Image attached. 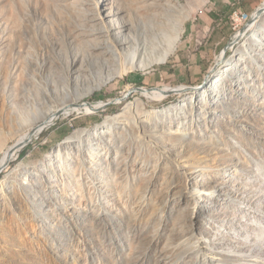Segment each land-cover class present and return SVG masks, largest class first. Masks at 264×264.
Listing matches in <instances>:
<instances>
[{"label":"rangeland","instance_id":"374dc122","mask_svg":"<svg viewBox=\"0 0 264 264\" xmlns=\"http://www.w3.org/2000/svg\"><path fill=\"white\" fill-rule=\"evenodd\" d=\"M263 1L0 0V264H264Z\"/></svg>","mask_w":264,"mask_h":264},{"label":"bare ground","instance_id":"6f19581e","mask_svg":"<svg viewBox=\"0 0 264 264\" xmlns=\"http://www.w3.org/2000/svg\"><path fill=\"white\" fill-rule=\"evenodd\" d=\"M174 1V8H181L183 6V2L182 0H173ZM262 6L264 7V3L262 4ZM166 11V10H165ZM264 15V12L261 15H257L254 14L253 16V20L251 21V23H249L247 25V27L245 28V30L243 31V36L246 38L247 37V33L251 30V28L254 27V25L257 24V22H259V19H262ZM239 14L236 12L235 13V17L239 18ZM238 18H234V20H236ZM240 19V18H239ZM154 31L155 30H160L161 28H163L161 31L163 33V41L160 43L157 42V39L153 36H150L148 34V38H146L144 41L140 38H136L135 37V41H134V49L130 52L129 50L127 52L129 53V57L131 58V62L130 65L132 67H142V65L144 64V60H140L139 55L141 50L143 51L144 55H147V53H156L157 51L161 50L162 56L156 61V60H151L149 64H154L157 62H165L169 56V54L174 50L176 43L178 42L179 38H180V33H179V28L177 26L176 23H174L171 19H169L167 17V19H165L161 24L159 25L157 23H154ZM165 25V26H164ZM262 30H264V25H262ZM105 34V33H104ZM240 34V32H238L236 35ZM259 36V32L255 29L253 34L250 36L251 39L255 38V40L258 38ZM109 35L107 34L105 37V43H109ZM120 52L118 53V50L116 49L115 51H110V57L112 59V62L114 64H118L121 60L120 58L122 57L121 55H119ZM128 54V53H127ZM219 58V57H218ZM222 59V58H221ZM221 63V60L217 62V64L219 65ZM216 65V64H215ZM219 68V67H218ZM83 69H87V66L85 65L83 67ZM230 69L227 67L225 70V73L220 74L219 70L215 71V80L216 82L218 80H220L224 75H226L227 73H231L229 71ZM89 75H92V72L89 73ZM214 75V74H213ZM212 83V85L208 86V89H212L214 88V84L216 83ZM97 82L92 84V87L96 84ZM207 84V83H206ZM205 84V85H206ZM204 85V86H205ZM98 86V85H97ZM101 86V85H99ZM207 88V87H206ZM205 89V87H201L200 89H198L197 91H199V95L196 94V98H195V104H198L199 106L202 104V100L200 101V92H202ZM176 89H172V88H167V87H162V88H158V89H153V90H141V91H137L140 95H148L149 93H155V94H169L171 92H173ZM181 91V90H180ZM195 95V94H194ZM204 95V94H203ZM193 99V98H192ZM98 106H95V109H93V111H96V109H98ZM61 110H54V112L51 113L52 118L51 119H57L60 115H70L73 112L76 111H83L85 113H89L92 112L91 108L87 105H79V104H69L67 106H64L62 108H60ZM50 118L47 115H44L42 118V123H46L47 121H49ZM23 141L18 142L17 144L11 146L9 149H7L8 151H4L5 154L4 157L2 158L1 162H0V169H2V167H4V165L12 158H15L17 156V154L22 150V148L24 147V144L22 143Z\"/></svg>","mask_w":264,"mask_h":264},{"label":"water","instance_id":"95a60500","mask_svg":"<svg viewBox=\"0 0 264 264\" xmlns=\"http://www.w3.org/2000/svg\"><path fill=\"white\" fill-rule=\"evenodd\" d=\"M264 12V7L261 5V6H259L257 9H256V11L254 12L255 14H256V16L257 15H261L262 13ZM254 15V14H253ZM254 18H253V16H252V20H253ZM251 20V21H252ZM251 23V22H250ZM246 28V27H245ZM245 28L243 29V30H241V31H244L245 30ZM236 45V41L234 40V38L228 43V45L225 47V49H224V54H226V52L228 51V49L229 48H231V47H234ZM140 90H143V89H139V91ZM32 134H34V131L32 132ZM31 141V139L28 141V142H30ZM27 142V143H28ZM1 173V172H0Z\"/></svg>","mask_w":264,"mask_h":264},{"label":"crops","instance_id":"0c3cea01","mask_svg":"<svg viewBox=\"0 0 264 264\" xmlns=\"http://www.w3.org/2000/svg\"><path fill=\"white\" fill-rule=\"evenodd\" d=\"M207 2H208V0H207ZM207 2H206V3H207ZM206 3H205V4H206ZM263 3H264V1H263ZM213 53H214V52H211V51H210V54H211V55H213ZM198 65L200 66V64H198Z\"/></svg>","mask_w":264,"mask_h":264},{"label":"trees","instance_id":"16d2710c","mask_svg":"<svg viewBox=\"0 0 264 264\" xmlns=\"http://www.w3.org/2000/svg\"><path fill=\"white\" fill-rule=\"evenodd\" d=\"M25 154V153H24Z\"/></svg>","mask_w":264,"mask_h":264}]
</instances>
